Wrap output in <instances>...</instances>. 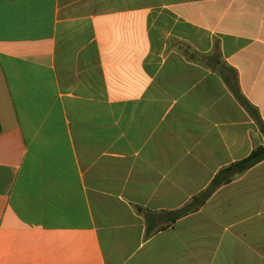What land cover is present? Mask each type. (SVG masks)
I'll use <instances>...</instances> for the list:
<instances>
[{"label":"crops","instance_id":"crops-1","mask_svg":"<svg viewBox=\"0 0 264 264\" xmlns=\"http://www.w3.org/2000/svg\"><path fill=\"white\" fill-rule=\"evenodd\" d=\"M229 68L233 69L230 70ZM264 0H0V264H264Z\"/></svg>","mask_w":264,"mask_h":264},{"label":"trees","instance_id":"trees-1","mask_svg":"<svg viewBox=\"0 0 264 264\" xmlns=\"http://www.w3.org/2000/svg\"><path fill=\"white\" fill-rule=\"evenodd\" d=\"M229 69L233 70L231 68ZM230 88L234 97L252 116L255 124L264 138V122L259 114L258 109L252 106L243 97L239 90L238 83L236 87L230 86ZM263 161L264 145L256 147L247 158L220 170L210 185L182 208L175 211H163L158 213L144 210L142 212L146 223L144 239L147 240L151 238L155 234L172 227L178 220L197 212L220 187L233 182L235 179Z\"/></svg>","mask_w":264,"mask_h":264}]
</instances>
